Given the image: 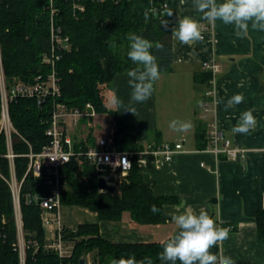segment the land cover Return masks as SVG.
Listing matches in <instances>:
<instances>
[{
  "label": "trees",
  "instance_id": "1",
  "mask_svg": "<svg viewBox=\"0 0 264 264\" xmlns=\"http://www.w3.org/2000/svg\"><path fill=\"white\" fill-rule=\"evenodd\" d=\"M83 12L73 13L70 1L55 0L57 9L55 23L69 38L71 49L64 52L55 64V73L60 90L59 98H46L38 105L35 99L19 98L9 104L12 124L27 141L33 153H39L49 143L45 135L51 118L54 102L67 108L83 111L89 104L94 114L109 115L115 125L114 142L121 151H143L144 147L135 141L134 134L123 116L105 104V92L115 75L127 73L137 67L127 56L128 35L135 33L149 41L162 43L163 51L153 54L158 57L161 74L173 69V48L171 34L161 26L156 17L163 11V0H105L102 3L84 0ZM49 1L48 0H0V50L2 69L8 80L18 78L32 84L37 76L46 77L51 68L41 63V56L49 48ZM149 11L145 22L144 12ZM203 69V68H202ZM213 76L202 70L194 75L195 86L211 87ZM200 147L207 145L204 129L196 131ZM93 138L74 143V150L85 151ZM154 147V146H150ZM14 151L26 154L27 144L20 142ZM5 152V138L0 134V155ZM16 175L21 180L25 174L28 159H15ZM0 170L7 174V162L0 156ZM63 190L61 206L82 207L94 213L99 222L120 221L124 213L140 225H160L168 217L162 207L175 202L171 197L155 196L146 187L133 161L131 170L110 194L99 191L94 167L84 158H72L62 169ZM46 192L43 177L27 175L20 189V209L25 247L24 264H78L87 254L92 255V264H111L134 254L137 260L150 257L153 264H162L158 253L163 251L161 242L114 244L101 237L98 225L81 224L75 228L64 227L63 240L71 247L70 256L60 260L53 252L43 249L45 233L40 221V208L34 199ZM155 204L160 212L153 214ZM0 264H19L17 231L13 215L11 194L6 183L0 178ZM257 240L264 242V210L254 216ZM171 264V262H168ZM179 264V261H177Z\"/></svg>",
  "mask_w": 264,
  "mask_h": 264
},
{
  "label": "crops",
  "instance_id": "2",
  "mask_svg": "<svg viewBox=\"0 0 264 264\" xmlns=\"http://www.w3.org/2000/svg\"><path fill=\"white\" fill-rule=\"evenodd\" d=\"M163 6L156 17L168 21L165 31L171 34L173 69L154 82V91L146 102L136 103L140 106L138 111L142 112L139 120L156 128L152 143L143 145L144 138L136 135L135 141L144 150L149 146L183 141L181 151L170 162L147 153L137 163L142 182L153 195L175 200L162 207L168 220L160 225H140L124 213L120 221L99 222L89 210L68 206L65 210L59 209V221L68 228L98 225L101 237L114 244L152 243L166 240L179 231L169 213L187 206L197 211L204 208L218 226L230 228L229 238L213 247L212 253L230 256L235 264H264V242L257 240L254 220L255 213L264 210V30L250 27L247 36L237 38L232 26L219 21L211 25L201 20L194 0H163ZM168 11L173 14L168 16ZM184 16L198 20L202 28L204 40L193 46L194 56L189 55L193 47L181 44L172 36L171 29ZM209 61L218 66L211 82L214 101H221L215 102L217 125L235 145L247 151L244 161L233 162L223 155L215 158L196 141V131L201 128L208 132L207 125L200 119V107L207 90L204 86H195L194 75L204 70L203 64ZM127 81V73L115 75L110 85L112 96L121 100L128 98L132 90ZM157 90L164 99L158 110ZM238 93L243 95V103L225 110L227 100ZM114 106L120 115L129 112L122 106ZM175 109H178L177 114ZM247 110H253L256 118L254 130L248 134L233 133L232 128ZM172 120L190 121L192 128L186 132L174 131L169 127ZM65 133L72 143L79 142L68 134V128ZM87 145L93 146L94 138L92 143L87 141ZM47 235L50 236V232Z\"/></svg>",
  "mask_w": 264,
  "mask_h": 264
},
{
  "label": "built area",
  "instance_id": "3",
  "mask_svg": "<svg viewBox=\"0 0 264 264\" xmlns=\"http://www.w3.org/2000/svg\"><path fill=\"white\" fill-rule=\"evenodd\" d=\"M49 1V48L42 54L41 63L51 68L46 77L37 76L34 83L27 84L18 78L9 81L5 78L0 50V134L5 138V152L0 155L7 162L8 172L3 174L0 170V178L6 183L10 190L13 207V215L17 231V249L19 252V264H24L26 242L22 229L21 209H20V189L24 178L29 174L33 178L43 177L46 192L40 196H35L40 208L41 226L45 233V243L43 249L55 253L60 260L70 256L71 247H68L63 240L64 227L59 221L60 195L63 190L64 176L62 169L72 158H84L93 165L97 179H103L107 185L113 186L115 191L120 183L131 170L133 161L137 163L147 153H153L161 157L163 162L172 161L175 154L181 151L183 141L173 144H163L157 147H148L143 151H121L117 149L113 131H110L106 138L94 139V145L88 146L85 151L74 150V143L66 135L68 126L77 127L82 120L92 121L89 104L83 111L67 108L60 102H54L51 111V118L45 135L49 138V143L45 145L39 153H33L27 141L14 128L10 113L9 104L19 98L35 99L40 105L46 98H59L60 90L57 84L58 79L55 73V64L64 52L71 49L69 38L63 34L61 28L56 25L55 17L57 9L54 7L55 0ZM67 1V0H63ZM71 2L73 13L83 12L84 0H68ZM102 3L105 0H90ZM164 8V6H163ZM202 68L210 71L212 76L217 72L218 66L213 62H205ZM213 80V79H212ZM204 97L205 102L200 107V119L207 125V145L204 150L212 154L215 158L223 155L227 160L237 162L244 161L247 151L235 145L221 130L216 122L215 101L213 99V86L211 83ZM92 116V119H91ZM89 125V124H88ZM20 142L29 147L26 154L15 152L14 146ZM27 158L28 164L25 174L21 180L18 179L15 169L16 158ZM101 191V190H99ZM102 192V191H101ZM3 216H0V224H4ZM50 232V236L47 235ZM20 239L23 243V252L19 248ZM59 264H66L60 262Z\"/></svg>",
  "mask_w": 264,
  "mask_h": 264
},
{
  "label": "clouds",
  "instance_id": "4",
  "mask_svg": "<svg viewBox=\"0 0 264 264\" xmlns=\"http://www.w3.org/2000/svg\"><path fill=\"white\" fill-rule=\"evenodd\" d=\"M151 2V0H150ZM194 7L201 14L200 19L208 24L214 25L217 21L234 28L237 38L248 35L250 27L252 29L264 30V0H194ZM173 13L167 12L168 16ZM145 22L149 20V11L144 12ZM161 26L167 30L168 21L162 20ZM172 36L181 44L193 47L197 42H202L201 24L198 20L189 16L178 19L176 27L171 29ZM129 51L128 58L137 67L127 71L128 85L131 88L132 103L125 105L124 102L113 94L112 104L117 107H124L133 114L136 108L133 104L144 103L154 91V82L160 78L161 69L158 57L153 54V49L157 52L163 51L164 45L155 44L141 35L130 33L128 35ZM193 47L190 56H194ZM242 86V83L241 85ZM242 94H235L227 100L225 110L243 103ZM217 104L221 101L216 100ZM199 103V102H198ZM256 118L253 110L244 111L238 123L232 128L233 133L248 134L254 130ZM169 127L174 131L186 132L192 128L190 121L172 120ZM150 211L153 214L159 213L160 209L153 204ZM171 221L179 229L174 235L161 241L163 251L158 253V258L162 264H235L230 256L217 255L211 249L229 238L230 228L220 227L216 221L204 209L198 211L192 206L183 209L177 208L169 213ZM111 264H153L150 257L137 260L134 254L126 257L122 255L119 259H113Z\"/></svg>",
  "mask_w": 264,
  "mask_h": 264
},
{
  "label": "rangeland",
  "instance_id": "5",
  "mask_svg": "<svg viewBox=\"0 0 264 264\" xmlns=\"http://www.w3.org/2000/svg\"><path fill=\"white\" fill-rule=\"evenodd\" d=\"M9 81H12V79H10ZM181 91H183V90H181ZM111 93H112V87L110 86L109 89L105 92V96H104L105 97V99H104L105 104L109 109L116 110V107L111 102V98H112ZM181 94H182V92H181ZM130 96L131 95H129V97L126 99L125 98L122 99L124 101L125 105L132 103ZM155 98L157 101V109L156 110H158V105L160 106V103L162 104L163 100H164L162 98V95H161L159 90L156 91ZM133 106L137 110L135 114L128 112L126 114H122V115L119 114V115L123 116L125 118L126 123L129 126V130L134 134V137H135V135H136V137H143L144 140H142V144L148 145L149 143H152L154 141V136H155L154 131H155L156 126L153 128H150V126H148V124H145V122L142 123L144 120L143 121H141V119L139 120V117L142 115V112L138 111L140 106L139 105L137 106V104H133ZM141 106H144V104ZM159 109H160V107H159ZM179 109H180V107H179ZM125 111H127V110H125ZM116 112H117V110H116ZM177 112H178V109H175V114H177ZM142 118L144 119V116H142ZM113 125H114V121L109 115H107V114H94L92 121L82 120L77 127L73 128L71 126H68L67 128H68V134L72 137V139L80 141L81 139H86V137L88 135H90L94 139L99 138V137L106 138L108 136L109 132L111 131V129L113 128ZM114 129H115V127H114ZM74 135L76 136L75 139L73 138ZM62 208L63 209L68 208V206H62L60 208V210ZM22 246H23V243H22V240L20 239L19 248L21 249V253L23 252ZM91 256L92 255L90 253L86 255V261L88 264H92V257Z\"/></svg>",
  "mask_w": 264,
  "mask_h": 264
},
{
  "label": "water",
  "instance_id": "6",
  "mask_svg": "<svg viewBox=\"0 0 264 264\" xmlns=\"http://www.w3.org/2000/svg\"><path fill=\"white\" fill-rule=\"evenodd\" d=\"M88 112H89L90 115L93 114V110L91 108L88 109ZM91 119H92V116H91ZM97 187L102 192H107V193H110V194L115 192V188L113 186L107 185L106 182L103 179H98ZM78 264H88V263H87L85 258H81L78 261Z\"/></svg>",
  "mask_w": 264,
  "mask_h": 264
}]
</instances>
